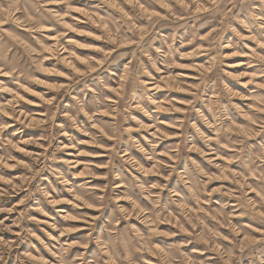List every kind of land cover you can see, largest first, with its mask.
Masks as SVG:
<instances>
[{"label":"rangeland","instance_id":"1","mask_svg":"<svg viewBox=\"0 0 264 264\" xmlns=\"http://www.w3.org/2000/svg\"><path fill=\"white\" fill-rule=\"evenodd\" d=\"M0 264H264V0H0Z\"/></svg>","mask_w":264,"mask_h":264}]
</instances>
